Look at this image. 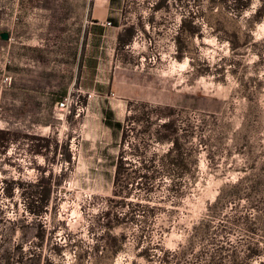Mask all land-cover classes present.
<instances>
[{
	"label": "rangeland",
	"instance_id": "obj_1",
	"mask_svg": "<svg viewBox=\"0 0 264 264\" xmlns=\"http://www.w3.org/2000/svg\"><path fill=\"white\" fill-rule=\"evenodd\" d=\"M220 1L101 0L82 17L75 0H0L7 16L53 10L52 21L0 24L12 45L7 68L0 52V129L18 133L0 149V264H264V184L252 189L264 163V0ZM68 95L85 109L60 120ZM169 121L179 133L160 142ZM181 158L186 169L168 165ZM51 175L36 219L27 190ZM244 176L239 197L228 188L209 210ZM6 180L22 186L5 196Z\"/></svg>",
	"mask_w": 264,
	"mask_h": 264
},
{
	"label": "trees",
	"instance_id": "obj_2",
	"mask_svg": "<svg viewBox=\"0 0 264 264\" xmlns=\"http://www.w3.org/2000/svg\"><path fill=\"white\" fill-rule=\"evenodd\" d=\"M251 2L252 0H221L218 3V6H224V8H230L232 10H238V9L246 10L250 7ZM259 11L263 12L264 7H262L261 10ZM129 31H130V36L133 35L134 29H129ZM185 31H187L190 34L193 33L192 29H189V31L188 30H185ZM119 41L121 45L122 44L125 45V44H129L130 40H125L123 36H120ZM64 97H62L61 99H63ZM119 126L120 125H118V127ZM161 128L167 133L166 135H161L160 137H158V141L160 142L170 140L172 136L178 135L179 129H180L176 125L175 121L166 122L161 126ZM17 137H18V133L15 131H12L10 129H0V149H2L3 153L7 151L9 144L13 142ZM27 138H30V137L27 136ZM39 141L40 142L38 144L40 148H47L48 142L46 140L39 139ZM43 143H46V144H43ZM57 146L58 145L56 144V147ZM175 147L177 150H182V146L178 143V139L175 140ZM124 164L125 163L122 160H119V162L116 164L117 174L115 178V185H118L120 183L121 176L123 175L124 172L127 171V169L124 167ZM168 165H172L182 170L187 168V163L184 158L169 161ZM146 178H150V177L147 176ZM51 179H52V175L50 176L49 180L41 179L38 184L29 185V190H27L26 194H27V198L29 202L28 203L29 213L36 219H39L40 217H42L46 212L47 206L50 201V191H51V187H50L51 181L50 180ZM247 179H248L247 176L240 177L234 184H226L222 186L220 189L219 195L217 196L215 202L212 205H210L209 210L218 208L219 205L222 203V201L227 196L234 197V198L239 197L242 192L243 185ZM255 179L256 180L254 182V185L252 186V189H258L260 185L264 184V163L260 165V167H258L257 174L255 175ZM182 180H184V178L180 177L179 181H182ZM5 183L7 185V188L5 189L6 192L4 193L5 196H12L14 187L22 186V183L19 181H13V180L7 181L6 180ZM39 188H42V190L39 191ZM228 188L231 189V192L229 193V195L226 196V189ZM115 194L118 195V193H115ZM202 223L203 221H201L200 225H202ZM38 236L41 237V239H43L44 231H41L38 234ZM257 256H258L257 250L249 249V255H248L249 259H254ZM17 264H21V262H18Z\"/></svg>",
	"mask_w": 264,
	"mask_h": 264
},
{
	"label": "crops",
	"instance_id": "obj_3",
	"mask_svg": "<svg viewBox=\"0 0 264 264\" xmlns=\"http://www.w3.org/2000/svg\"><path fill=\"white\" fill-rule=\"evenodd\" d=\"M60 1L64 3V0H57V2H60ZM65 1L67 2V4L70 2V0H65ZM71 1H74V0H71ZM75 1L78 3V9H79V3L80 2L82 3V17H86V15L88 13H90V12H92V14L94 16V14L96 13V10L98 9V7H100V5L98 6L97 3L101 2V0H75ZM105 2L108 4L109 10H110L111 0H105ZM1 4H0V24L2 23L3 20L5 22V19L8 17V18H13V19H19L20 20L19 21V26L20 25L21 26L22 25L25 26L26 23H22V21H24L25 19H29L30 24H31L30 26H32V18L41 17L40 15H37V13H44V12L46 14L45 17L47 19L49 18L52 21L53 15H50V14L53 13V10L46 9L44 11V10H37V9H34V10L24 9V11L21 12L20 16H17L16 11H14L13 14H10V15L7 16L4 12H2V10H1L2 9V7H1L2 5ZM65 10H66V8H63L60 11L63 13ZM112 11H115V10L112 9ZM118 11H122V10H116L115 12H118ZM32 13H34V14H32ZM46 23H47V21H46ZM3 33H7V32H3ZM10 37H11V35H10ZM5 42H7V41H4V43L1 45L0 52L2 51L3 54H4V66H5V68H7V65L10 64V63H7V56H9L10 53L12 54V45H11V43L7 44ZM36 46H35L36 52L37 53L40 52V54L42 56L45 55L47 57V52L44 51V50L47 49V45L38 44ZM33 54H34V51H32L31 54H30V58H31L30 61H32V62L35 61L36 62V63L33 62V64H35V67H33V68H35L36 70H38V69L41 70L42 67H41V65L38 62V58L37 57L34 58ZM14 57H15V54H14ZM16 57H18V56L16 55ZM20 60L21 61L23 60V56L22 57L19 56V59L18 58L14 59V62L16 61L18 63ZM19 65L21 66L22 62ZM10 69H11V67H8V71L5 72L6 73L5 76L7 74H11V70ZM45 70H47V67H45ZM14 73L17 75V70L16 69H14ZM48 96L51 97V95L48 94V89L47 88H43L41 90H36L35 91L36 100L39 101V102L42 101L43 99H46Z\"/></svg>",
	"mask_w": 264,
	"mask_h": 264
},
{
	"label": "built area",
	"instance_id": "obj_4",
	"mask_svg": "<svg viewBox=\"0 0 264 264\" xmlns=\"http://www.w3.org/2000/svg\"><path fill=\"white\" fill-rule=\"evenodd\" d=\"M110 25V23H109ZM11 77L7 76L5 77V82H11ZM85 107L82 105V103L79 100V97H75L72 95L65 96L61 101H59L56 104V110L58 112V119L63 120L66 115L77 113L80 114Z\"/></svg>",
	"mask_w": 264,
	"mask_h": 264
},
{
	"label": "water",
	"instance_id": "obj_5",
	"mask_svg": "<svg viewBox=\"0 0 264 264\" xmlns=\"http://www.w3.org/2000/svg\"><path fill=\"white\" fill-rule=\"evenodd\" d=\"M0 37H1V39H2L3 41H8V40L10 39V34H9V33H2V34L0 35Z\"/></svg>",
	"mask_w": 264,
	"mask_h": 264
}]
</instances>
